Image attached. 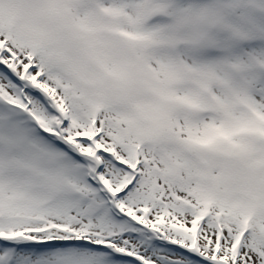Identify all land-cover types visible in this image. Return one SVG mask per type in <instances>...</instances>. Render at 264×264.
<instances>
[{
	"label": "snow or ice",
	"instance_id": "snow-or-ice-1",
	"mask_svg": "<svg viewBox=\"0 0 264 264\" xmlns=\"http://www.w3.org/2000/svg\"><path fill=\"white\" fill-rule=\"evenodd\" d=\"M0 264H264V0H0Z\"/></svg>",
	"mask_w": 264,
	"mask_h": 264
}]
</instances>
